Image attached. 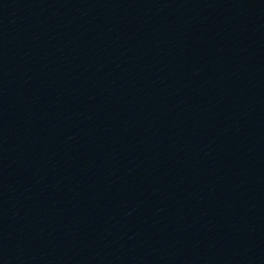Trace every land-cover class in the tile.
<instances>
[{
    "label": "water",
    "instance_id": "water-1",
    "mask_svg": "<svg viewBox=\"0 0 264 264\" xmlns=\"http://www.w3.org/2000/svg\"><path fill=\"white\" fill-rule=\"evenodd\" d=\"M0 264H264V0H0Z\"/></svg>",
    "mask_w": 264,
    "mask_h": 264
}]
</instances>
